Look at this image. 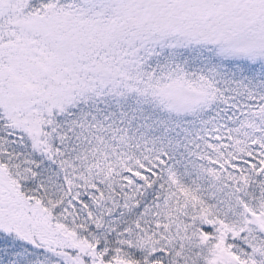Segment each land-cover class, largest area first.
<instances>
[{"label":"snow or ice","instance_id":"1","mask_svg":"<svg viewBox=\"0 0 264 264\" xmlns=\"http://www.w3.org/2000/svg\"><path fill=\"white\" fill-rule=\"evenodd\" d=\"M0 264H264V0H0Z\"/></svg>","mask_w":264,"mask_h":264}]
</instances>
